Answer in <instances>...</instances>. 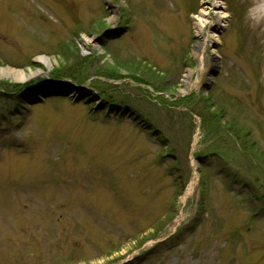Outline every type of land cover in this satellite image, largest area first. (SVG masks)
Segmentation results:
<instances>
[{
    "label": "rangeland",
    "instance_id": "rangeland-1",
    "mask_svg": "<svg viewBox=\"0 0 264 264\" xmlns=\"http://www.w3.org/2000/svg\"><path fill=\"white\" fill-rule=\"evenodd\" d=\"M254 3L0 0L5 89L60 69L134 106L131 116L91 110L67 87L73 99L0 122V264H264V21ZM203 98L225 112L213 129L194 108ZM193 176L188 198L176 196Z\"/></svg>",
    "mask_w": 264,
    "mask_h": 264
},
{
    "label": "bare ground",
    "instance_id": "bare-ground-1",
    "mask_svg": "<svg viewBox=\"0 0 264 264\" xmlns=\"http://www.w3.org/2000/svg\"><path fill=\"white\" fill-rule=\"evenodd\" d=\"M254 2H255L254 8H253L254 14H256V16L258 17V20H260V22L264 21V0H254ZM197 27H198V35H199V32L202 31V28L207 27V25L204 24L203 22H201V25L198 23ZM208 43H209V46H211V44L215 43V40H213L212 38H208L207 40H202V41L198 42L196 44V50L198 49V51H199L201 48L203 49V47H205ZM42 60H45V58H43ZM217 66H218V61H217V58L214 57L213 58V67H212L213 69L210 70L208 75L212 74L213 71H215V69L217 68ZM22 81H23V79H22ZM187 91H188V89H187Z\"/></svg>",
    "mask_w": 264,
    "mask_h": 264
},
{
    "label": "trees",
    "instance_id": "trees-1",
    "mask_svg": "<svg viewBox=\"0 0 264 264\" xmlns=\"http://www.w3.org/2000/svg\"><path fill=\"white\" fill-rule=\"evenodd\" d=\"M63 69V68H62ZM64 70V69H63ZM150 71H152L151 69H150ZM62 72H64V71H62ZM59 73H61V70L59 69L58 71H56V73L55 74H59ZM156 76V73L154 72V77ZM204 100V110H205V112H207V115L209 116L210 115V117H209V119H207L208 120V122H220V120L221 119H223V118H225V112H223V110H221V109H218V110H216V109H213L212 108V102H210L209 101V99L208 98H204L203 99ZM205 104L206 105H208V104H210V109L209 110H207V108L205 107ZM209 106V105H208ZM235 124V123H234ZM234 129V128H233ZM235 129L237 130V131H239L238 133H239V136L240 137H242V135H240L241 134V128H239V126L236 128V126H235ZM249 137H247V136H245V140L246 139H248ZM247 143H248V145L250 146V150L252 151V143L251 142H249V141H247ZM254 152H255V150H254Z\"/></svg>",
    "mask_w": 264,
    "mask_h": 264
}]
</instances>
